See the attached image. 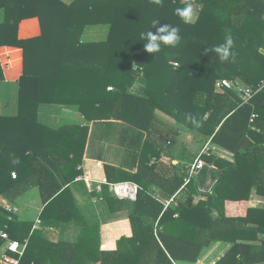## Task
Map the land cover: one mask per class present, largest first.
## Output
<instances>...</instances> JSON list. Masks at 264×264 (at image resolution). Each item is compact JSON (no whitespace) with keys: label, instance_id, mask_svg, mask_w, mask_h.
Instances as JSON below:
<instances>
[{"label":"trees","instance_id":"1","mask_svg":"<svg viewBox=\"0 0 264 264\" xmlns=\"http://www.w3.org/2000/svg\"><path fill=\"white\" fill-rule=\"evenodd\" d=\"M188 4L202 7L195 23H185L175 14ZM0 15V47L21 48L24 58L17 115L0 116V204H17L30 190L38 189L44 205L42 229L35 231L36 221H20L17 215L10 221L8 211L0 206V232L21 243L29 241L20 264L196 263L218 234L251 230L235 218L210 222L206 217L214 196L209 195L198 204L189 199L180 209L184 220L186 213H192L197 226L195 236L187 239L173 229L179 221L172 217L173 209L163 214L165 206L155 193L161 189L165 197L174 196L187 177L184 166L195 160L179 143L180 131L212 138L217 148L234 157L235 164L216 154L204 157L209 167H216L203 172L211 173L216 182L217 205L248 200L242 189L264 188V89L245 105L235 91L215 90L222 78H239L255 89L264 81V32H260L264 0H74L70 5L62 0H0ZM33 18L39 19L41 34L21 38L20 23ZM98 24L110 25L107 40L81 43L86 28ZM165 25L179 29L180 41L174 47L161 44L155 53L145 51L147 39L141 34H155ZM229 34L233 46L228 60L221 61L212 49L224 44ZM41 104L76 107L88 124L99 128L100 161L106 163L108 182L130 181L141 187L135 203L119 201L107 186L103 188L104 195L131 208L133 238L120 240L118 250L95 248L99 236L94 228L98 227L83 222L76 242L61 240L66 225L79 218L83 221L77 213L74 184L82 174L78 166L89 127L43 126L38 120ZM159 112L176 124H169ZM254 113L260 117L251 124ZM193 118L200 127L194 126ZM168 141L172 146L166 150ZM110 143L120 147L125 179H119L118 167L105 161L104 150ZM175 148L179 153L173 155ZM164 150L182 166L170 178L150 166L151 159L160 158ZM197 182L192 180L185 191L197 194ZM223 191L230 195L222 196ZM159 219L164 232L157 237ZM124 243L128 255L122 250ZM3 245L0 238V249ZM218 264H264V242L235 244Z\"/></svg>","mask_w":264,"mask_h":264},{"label":"crops","instance_id":"2","mask_svg":"<svg viewBox=\"0 0 264 264\" xmlns=\"http://www.w3.org/2000/svg\"><path fill=\"white\" fill-rule=\"evenodd\" d=\"M63 2L65 0H62ZM74 0L67 5H70ZM184 2V1H183ZM66 4V3H65ZM193 6L194 17L190 23H195L198 19L199 10L202 8L201 6L197 7ZM1 16V15H0ZM20 36L21 38H31L35 36H39L41 34L40 22L38 18L26 19L20 23ZM110 32V25L107 24H98L88 26L81 38V43L90 44V43H100L107 40ZM0 63L4 71V80L0 81V116L4 117H14L16 114H5L3 111V91L6 89H14L16 92V98L18 101V91H19V82L24 74V58H23V50L18 47L11 46H3L0 47ZM228 79V78H224ZM221 80V79H219ZM218 80V81H219ZM231 80V79H229ZM236 83H240L242 86H247L241 81L232 80ZM251 87V86H247ZM223 92V91H222ZM238 95V94H237ZM18 108V106H17ZM160 117H162L165 121H168L169 124H176L174 119L166 116L163 113L159 112ZM207 117V116H206ZM260 117V115H259ZM39 123L43 126L49 127L53 130H58L63 127H89L88 141L86 144V148L84 151L83 162L78 166L82 168V174L84 172H89L91 177L100 182H108V177L106 173L105 162H101V153L102 149L100 147L102 138L100 137L99 128H93L91 124H88L84 119L83 115L77 110L74 106H65V105H56V104H41L39 106ZM260 133V130H256ZM116 133H113V135ZM178 137V141L188 153L194 154L197 149L200 148L201 143H206L210 139L197 134L188 133L185 131H180ZM113 135H111L113 137ZM119 136V135H118ZM177 141V142H178ZM111 146L113 148H111ZM172 146L171 142H167L165 147L166 150L170 149ZM108 147V148H107ZM118 147L116 144L112 145L111 143L106 146L105 153V161L111 165H123V160H120V156L118 155ZM179 151L176 150L173 152V155L178 154ZM219 157L223 158L225 161L235 164L234 157L232 154L220 150ZM180 162L173 158V156L168 155L164 150L160 158L153 157L150 161V166H153L156 172H158L161 176L165 178L172 177L177 171L182 169ZM186 166V165H185ZM184 166V167H185ZM214 166V165H213ZM208 167L210 169H216L214 166ZM219 174L222 172L219 170ZM78 176V177H80ZM118 176V175H117ZM77 177V178H78ZM77 178L75 181H77ZM119 179L122 180V177L119 175ZM197 182V194L192 195L185 191L183 187L172 197H165V192L161 189H158L155 193L156 198L162 202L163 204L171 200L175 197L174 202L167 210L173 209L172 217L174 220H178L179 223L173 225V229L175 231H180L181 234L185 235L187 239L193 238L195 236V221L192 217V213L185 214V220L180 213V209L185 205L189 199H193L195 204H198L201 201H207L209 195L214 196V200L209 206L208 220L211 222L222 220L223 217L226 218H235L239 221H244L247 224V228L251 229L250 231H235L231 233L218 234L211 245L205 248L196 263L176 262L172 260L174 264H218L223 257L232 249L235 244H248L254 246H261L264 242V188L255 189L251 188L250 191H242L248 200H244L241 202L238 201H230L225 200L220 204H216V197L220 194L214 191V187L216 182L211 177V173L204 174L202 171L199 176L196 178ZM193 179V180H194ZM192 182V181H191ZM113 183V182H110ZM243 185H247L249 183H242ZM75 198L77 201V213H81V218H79L76 222L72 224H68L65 226L61 240L68 242H76L81 231L82 226H80L83 222V225H97V229L95 228V234H98L99 239L95 244V248L99 249L101 252H113L118 250L119 241L127 238H133V229L130 221L131 208L125 202L126 200H115L108 194L104 195V191L101 194L98 192L92 191L87 184L82 181H77L75 184ZM106 187V186H104ZM103 187V188H104ZM106 189V188H105ZM104 189V190H105ZM246 193V194H245ZM222 196L227 197L230 195L228 191H223L221 193ZM232 196L237 197V194H232ZM244 197V196H243ZM24 198V197H23ZM21 198V199H23ZM212 198V197H211ZM19 199V200H21ZM18 200V201H19ZM111 203H109V201ZM117 201V202H116ZM34 203V204H33ZM114 203V204H113ZM132 203V202H131ZM113 204V205H112ZM18 210L20 211V207L18 204H14ZM34 205V206H32ZM37 204L32 202L30 206L36 207ZM28 206L22 212L27 219L23 220L19 217L20 221H29L31 207ZM165 206V204H164ZM44 209V205L42 208V212ZM164 210L163 214L167 211ZM37 212L39 209L36 210ZM39 211V213H42ZM162 214V216H163ZM161 216V217H162ZM177 216V217H176ZM160 217V219H161ZM40 217L38 216L37 219ZM160 219L155 223V235L158 237V233L164 232L163 228L159 227ZM37 221V220H35ZM35 223V222H34ZM98 232V233H97ZM58 238V237H57ZM56 238V239H57ZM159 240V238H158ZM164 248V247H163ZM1 250V249H0ZM125 255L129 253V247L126 243L123 244L122 248ZM127 257V256H126Z\"/></svg>","mask_w":264,"mask_h":264},{"label":"built area","instance_id":"3","mask_svg":"<svg viewBox=\"0 0 264 264\" xmlns=\"http://www.w3.org/2000/svg\"><path fill=\"white\" fill-rule=\"evenodd\" d=\"M186 2H195V0H186ZM178 66V64H176ZM113 88H109L112 90ZM264 89V82H262L257 89L253 87L242 86L240 83H236L229 79H221L216 82L215 90L217 92H222L225 90H233L235 91L239 97L242 99V105L249 104L254 97ZM259 118V114L254 113L251 116L250 122L253 124ZM212 154L219 155L220 149L217 148L212 143V139L207 141L206 143L202 144L199 149L194 153L195 160L192 163H189L185 166V172L187 177L184 180V186H188L191 181L199 176L201 172L208 168V164L204 157H209ZM79 169H82L79 167ZM13 178H17V174H12ZM77 181H84L87 186L91 188L92 191L102 193L103 187L107 186L109 191L118 199L126 200L132 203H135L138 200L139 191L141 187L130 181H123V182H100L94 180L89 172H84L82 176L77 178ZM175 197L171 200L166 201L165 210H167L171 204L174 202ZM6 211H8V219L11 221L13 220V215H18L19 210L18 208L10 203L9 201H4L1 205ZM177 217V216H176ZM41 227V219H37L34 231L40 229ZM0 238L4 240V245L0 250V264H20V259L25 255L29 241L28 239L25 240L24 243H21L17 240L11 239L10 235L5 232H0ZM13 254L17 255V257L13 256Z\"/></svg>","mask_w":264,"mask_h":264},{"label":"clouds","instance_id":"4","mask_svg":"<svg viewBox=\"0 0 264 264\" xmlns=\"http://www.w3.org/2000/svg\"><path fill=\"white\" fill-rule=\"evenodd\" d=\"M156 3H160L161 0H155ZM175 14L178 15L185 23H190L193 20L194 12L192 4H188L184 8H177ZM156 23L155 21L153 22ZM179 29L171 27L170 25H165L163 27H158L155 34L152 31L147 33H142V38L147 39V43L144 44V49L148 53H155L160 51L161 44L175 46L180 41ZM233 46L232 36L229 34L225 37V43L219 46H215L212 51L218 54L221 61L228 60L230 55V48ZM232 58H235V53H231ZM192 123L195 127H200V123L194 118Z\"/></svg>","mask_w":264,"mask_h":264},{"label":"rangeland","instance_id":"5","mask_svg":"<svg viewBox=\"0 0 264 264\" xmlns=\"http://www.w3.org/2000/svg\"><path fill=\"white\" fill-rule=\"evenodd\" d=\"M71 1L72 0H65L64 3L67 4V3H70ZM261 25L262 26H260V32H264V24H261ZM258 28H259V26H258ZM261 52L264 54V48H261ZM222 79H224V78H222ZM235 80L240 81L239 78H237ZM3 103H4V106H3L4 109H3L2 112H5V114H11V115H13V114H16L18 112V108H17L18 101H17V98H16V92H15L14 89H10V90H7V91L5 89L3 91ZM108 136H110V134L106 133L105 138L108 137ZM109 138L110 137H108V139H105V140H109ZM111 148H113V147L111 146ZM121 159H123V161H124V158L123 157L120 158V160ZM113 166H116V167L119 168L118 175H120L123 179H125L124 178L125 176L122 175L123 172H126L127 171L126 169H124V166H122V165H113ZM32 202H35V204H37L36 207H33L32 208L30 206V204ZM17 204L20 207L19 208L20 209V211H19V213H20L19 214V217H21V219H23V220L27 219V217H25L24 216V213H22V212L28 206L31 207V211L30 212H32L30 214V217H29L30 218L29 222H35V220H37V217L38 216L39 217L41 216V213H39V211L42 212L43 202L41 201V198H40V194H39L38 189H32V190H30L28 193H26V195L24 196L23 199L17 201ZM32 206H34V205H32ZM37 209H39L38 212L36 211ZM40 228L42 229V227H40ZM94 230H95V228H94Z\"/></svg>","mask_w":264,"mask_h":264},{"label":"water","instance_id":"6","mask_svg":"<svg viewBox=\"0 0 264 264\" xmlns=\"http://www.w3.org/2000/svg\"><path fill=\"white\" fill-rule=\"evenodd\" d=\"M134 68H136V65H134Z\"/></svg>","mask_w":264,"mask_h":264}]
</instances>
